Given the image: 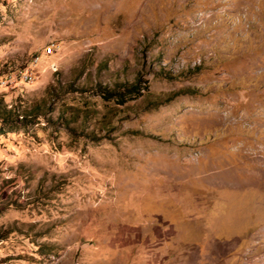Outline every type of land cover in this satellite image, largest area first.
I'll return each mask as SVG.
<instances>
[{"label": "rangeland", "instance_id": "obj_1", "mask_svg": "<svg viewBox=\"0 0 264 264\" xmlns=\"http://www.w3.org/2000/svg\"><path fill=\"white\" fill-rule=\"evenodd\" d=\"M1 102L0 264H264V0H0Z\"/></svg>", "mask_w": 264, "mask_h": 264}, {"label": "trees", "instance_id": "obj_2", "mask_svg": "<svg viewBox=\"0 0 264 264\" xmlns=\"http://www.w3.org/2000/svg\"><path fill=\"white\" fill-rule=\"evenodd\" d=\"M136 88H140V86L131 84L125 87V89L118 93V95H114V93H110L108 96V99L118 97V104H124L128 98H130L131 95H133ZM109 92V91H108ZM10 112L6 110L5 105L1 102L0 103V123L8 121L9 120ZM8 231H1L0 230V242L4 240L7 235Z\"/></svg>", "mask_w": 264, "mask_h": 264}, {"label": "built area", "instance_id": "obj_3", "mask_svg": "<svg viewBox=\"0 0 264 264\" xmlns=\"http://www.w3.org/2000/svg\"><path fill=\"white\" fill-rule=\"evenodd\" d=\"M33 61H38V58H35ZM32 64V62L30 63ZM38 72V71H37ZM37 72L36 71H29V65L22 70L16 72L13 74V76H9L8 78H4L3 83L8 84H31L33 83L37 78Z\"/></svg>", "mask_w": 264, "mask_h": 264}, {"label": "crops", "instance_id": "obj_4", "mask_svg": "<svg viewBox=\"0 0 264 264\" xmlns=\"http://www.w3.org/2000/svg\"><path fill=\"white\" fill-rule=\"evenodd\" d=\"M167 248H169V247H167Z\"/></svg>", "mask_w": 264, "mask_h": 264}, {"label": "bare ground", "instance_id": "obj_5", "mask_svg": "<svg viewBox=\"0 0 264 264\" xmlns=\"http://www.w3.org/2000/svg\"><path fill=\"white\" fill-rule=\"evenodd\" d=\"M34 62V61H33Z\"/></svg>", "mask_w": 264, "mask_h": 264}]
</instances>
